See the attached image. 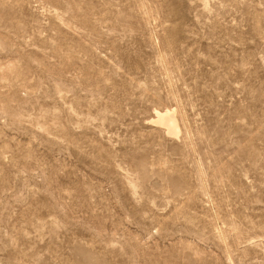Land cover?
<instances>
[{
  "label": "rangeland",
  "instance_id": "rangeland-1",
  "mask_svg": "<svg viewBox=\"0 0 264 264\" xmlns=\"http://www.w3.org/2000/svg\"><path fill=\"white\" fill-rule=\"evenodd\" d=\"M0 264H264V0H0Z\"/></svg>",
  "mask_w": 264,
  "mask_h": 264
},
{
  "label": "bare ground",
  "instance_id": "bare-ground-1",
  "mask_svg": "<svg viewBox=\"0 0 264 264\" xmlns=\"http://www.w3.org/2000/svg\"><path fill=\"white\" fill-rule=\"evenodd\" d=\"M154 122L161 127L167 135L177 137L179 134V125L175 116L174 111L165 110L162 112H157L155 114Z\"/></svg>",
  "mask_w": 264,
  "mask_h": 264
}]
</instances>
